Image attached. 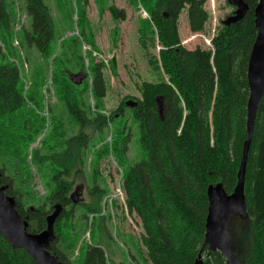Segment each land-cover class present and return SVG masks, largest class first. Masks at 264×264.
<instances>
[{"label":"trees","instance_id":"1","mask_svg":"<svg viewBox=\"0 0 264 264\" xmlns=\"http://www.w3.org/2000/svg\"><path fill=\"white\" fill-rule=\"evenodd\" d=\"M245 1L249 8L244 17L229 26L221 23L211 40L212 49H188L179 37L180 12L186 9L190 31L201 32L209 18L205 0H132L135 5L140 2L148 12V17L139 20L140 41L145 46L144 40H149L152 48L159 45L158 54L148 55L159 78L141 82V97L136 98L135 106L129 107L123 100L114 113L89 115L82 90L73 88L78 84L71 78L72 72L84 63L80 43L83 36L88 38L89 21L81 12L77 24L82 34L64 36V27H56L45 0H21L29 20V25L21 30L24 44L48 60L55 38L64 36L53 63V82L77 130L65 138L54 134L42 142V149L35 147L31 151L35 164L50 163L53 168L50 192L43 199L25 200L20 186L24 167L8 164L10 158H5L0 167L1 182L8 185L6 193L14 196L16 209L28 222L30 232L44 229L53 205H62L49 251L64 264L72 263L55 242L58 219L66 212V206L73 205L68 196L74 182L72 170L83 164L85 150L95 134L105 133L115 113L121 117L125 109H129L130 118L136 123L137 142L144 153L125 171L123 184L128 211L138 215L143 224L141 238L147 252L144 264H192L201 249L203 264H225L218 251L208 252L202 244L208 205L206 188L221 182L227 192L233 190L247 136L246 69L256 35L257 0ZM109 10L114 17L125 18L122 9L111 5ZM11 18L14 21L12 10L5 0H0V34L10 53L7 38L11 34ZM70 20L64 17L62 22L67 27ZM111 65L113 69V60ZM104 67L103 61H91L90 90L99 100L106 94ZM36 85L39 90L41 82ZM156 96L162 97L161 116ZM35 99L32 94L26 99L19 68L0 47V148L24 152L35 140L39 128L31 125V117L36 115L28 109L37 105ZM88 129H92L91 136ZM244 188L248 218L235 215L229 220L232 250L243 264H264V94L255 116ZM88 194L95 199L94 203L85 202L82 206L100 212L98 203L104 190L95 185L88 189ZM0 264L38 263L24 249L12 248L0 235ZM82 264H108L104 249L88 246Z\"/></svg>","mask_w":264,"mask_h":264},{"label":"rangeland","instance_id":"2","mask_svg":"<svg viewBox=\"0 0 264 264\" xmlns=\"http://www.w3.org/2000/svg\"><path fill=\"white\" fill-rule=\"evenodd\" d=\"M45 1L51 9L56 27H64V36L82 34V29L77 24L81 12L89 21L88 38L83 36L80 43V54L84 63L71 75L72 80L78 84L73 88L82 90V97L89 105V115L96 112L114 113L123 100L136 101V98L141 97L138 90L141 82L158 80L159 75L149 63L148 55L158 54L159 45L152 48L149 40H144L145 46L140 41L139 20L148 17V12L140 2L135 5L132 0ZM5 3L14 14V21L11 18V34L7 38L12 52L5 50L6 42L1 34L0 47L19 68L26 99L30 94L36 96L37 105L34 104L28 109L36 115L31 117V125L38 126L39 132L24 152L1 147L0 167L5 158H10L11 162L8 164L12 166L24 167L20 186L25 193V200L29 202L32 198L43 199L50 192V176L53 172L50 163L38 166L32 161V149H42V142L54 134L57 135L55 137L60 135L64 138L74 134L77 125L67 114L53 82V63L59 56L61 39L64 36L55 38L52 52L48 60H45L20 38L21 30L29 25L21 0H5ZM111 5L122 9L125 18L114 17L109 10ZM204 7L209 18L201 32L190 31L186 9L183 8L180 12L179 37L181 44L188 49L196 46L212 49L211 40L217 28L234 9L226 0H205ZM64 17L71 19L67 27L62 22ZM91 61H103L105 64L103 75L106 94L100 100L90 90ZM36 82H41L39 90ZM136 131V123L132 122L129 109H125L121 117L115 113V119L108 124L105 133L95 134L85 150L83 164H77L72 170L74 182L68 196L73 198L78 195V200L72 203L75 208L71 204L66 206V212L59 217L58 238L55 242L56 247L72 264H82L85 251L90 245H99L104 249L108 264H144L143 259L147 258L141 238L144 234L143 224L138 215L128 211L123 189L125 171L144 156L137 142ZM86 132L91 136L92 129ZM129 132L131 134L128 137ZM124 136L127 137L126 143ZM95 185L104 190L98 203L100 212L89 211L82 206L85 202L94 203L95 199L88 194V189Z\"/></svg>","mask_w":264,"mask_h":264},{"label":"water","instance_id":"3","mask_svg":"<svg viewBox=\"0 0 264 264\" xmlns=\"http://www.w3.org/2000/svg\"><path fill=\"white\" fill-rule=\"evenodd\" d=\"M226 1L234 9L226 15L221 23L229 26L244 17L249 5L245 0ZM254 26L256 35L248 56L246 69L248 97L245 129L247 136L242 145L237 182L231 192H227L221 182L211 183L206 188L208 205L202 244L207 246L208 252L218 251L225 259V264H243L233 253L228 222L235 215L244 220L248 218L244 192L246 163L258 104L264 94V0H257L254 6ZM161 99V96L155 98L160 116L163 111ZM136 104L137 101L133 99L125 101V105L129 107ZM7 187V184L1 182L0 174V235L12 248L24 249L38 264H64L49 251V247L56 236L54 225L62 211V205L60 203L53 205L52 211L46 216L44 229L38 232H30L27 230L28 222L21 217L16 209L14 196L6 193ZM71 200L76 203L78 195ZM203 261V250L201 249L192 264H203Z\"/></svg>","mask_w":264,"mask_h":264},{"label":"built area","instance_id":"4","mask_svg":"<svg viewBox=\"0 0 264 264\" xmlns=\"http://www.w3.org/2000/svg\"><path fill=\"white\" fill-rule=\"evenodd\" d=\"M145 15V14H144Z\"/></svg>","mask_w":264,"mask_h":264}]
</instances>
